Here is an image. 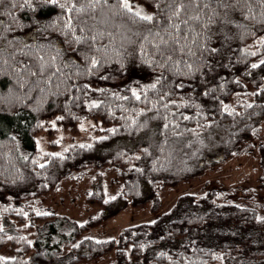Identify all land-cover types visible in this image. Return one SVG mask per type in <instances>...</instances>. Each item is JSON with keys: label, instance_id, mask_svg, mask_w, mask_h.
<instances>
[{"label": "trees", "instance_id": "1", "mask_svg": "<svg viewBox=\"0 0 264 264\" xmlns=\"http://www.w3.org/2000/svg\"><path fill=\"white\" fill-rule=\"evenodd\" d=\"M136 3L151 7L148 0ZM198 7L201 19L188 40L181 41L186 45L183 53L174 57L184 63L153 65L150 53L157 41L134 37L138 42L128 44L124 36L133 26L117 17L107 25L113 35L96 43L109 45L103 66L89 71L85 46L63 30L72 13L39 0L0 2V251L7 247L12 253L0 256V264H86L112 251L114 264H264V214L258 213L259 206L240 205L216 190L182 195L156 220L123 228L116 240L80 238L92 223L127 206L141 209L164 190L220 166L264 128V65L251 67L264 60L259 44L264 25L244 19L243 4L244 13L239 8L233 12L237 23L229 26L210 23V17L217 19L213 9L223 13L212 0H198ZM253 10L259 17L255 5ZM97 27L103 30L105 25ZM51 45L61 56L49 74L66 61L67 68L51 80L24 71L26 66L37 70L40 56L52 64L56 53ZM189 48L195 55L188 54ZM161 74L164 80L156 89L147 87ZM37 79L38 85L33 83ZM85 84L90 90L83 89ZM164 92L170 95L161 100ZM86 118L99 121L102 138L71 145L60 154L37 149L36 135L44 129L53 145L56 129L75 133ZM259 149L264 186V146ZM95 169L114 171L120 182V192L108 200L101 192L89 196L88 202L101 208L97 219L77 224L38 212L41 198Z\"/></svg>", "mask_w": 264, "mask_h": 264}, {"label": "rangeland", "instance_id": "2", "mask_svg": "<svg viewBox=\"0 0 264 264\" xmlns=\"http://www.w3.org/2000/svg\"><path fill=\"white\" fill-rule=\"evenodd\" d=\"M47 127V126H46ZM99 121L86 118L78 125V131L70 133L62 128L53 132L49 144L45 129L38 133L35 145L40 152L60 154L74 144L90 143L102 138L99 133ZM101 128V127H100ZM260 146H264V128L257 136L244 142L234 156L218 167L206 169L197 177L185 181L161 192L155 202L141 209L127 206L116 216L92 223L80 235V238L96 240L117 239L123 228L142 223H151L167 212L182 195H198L216 190L227 193L228 198L240 205L257 204L258 213L264 214V186H262V166ZM102 193L108 200L120 192V182L112 170L95 169L88 172L79 181H64L55 193L39 201V213H53L76 222L85 224L97 219L101 213L100 206L88 202L91 194ZM0 256L9 258L12 253L7 247L0 251ZM115 252L104 255L101 259L86 264H114Z\"/></svg>", "mask_w": 264, "mask_h": 264}, {"label": "snow or ice", "instance_id": "3", "mask_svg": "<svg viewBox=\"0 0 264 264\" xmlns=\"http://www.w3.org/2000/svg\"><path fill=\"white\" fill-rule=\"evenodd\" d=\"M2 2V0H0ZM32 0H25V3H31ZM151 7L146 5L136 3V0H39V3L44 5H54L59 6L63 14L72 13L73 15H68L67 20L64 22L63 30L65 34H72L73 40L76 44H82L84 48V59L90 61L89 71H96L99 67L103 66V58L107 55L109 45L96 46L98 40H101L105 36L111 37L113 33L109 31L107 25L110 20L120 17L128 22L133 27H127V35L124 36V40L128 44L137 43L134 37H139L141 40L152 43V41H157L152 44L154 51L150 53L152 56L151 63L159 67H165L170 63L175 62V64L184 63L182 60H175L177 52L183 53L186 45H182L181 41H187L192 32L195 31L194 23H198L201 19V11L198 7V0H148ZM221 9L223 13H218L214 9L213 15L217 17L216 20L209 18L210 23H217L224 26H229L237 23L233 17L232 13L236 12L238 8L242 13L244 9L240 8V5L247 6V14L244 15V19L257 20L262 25H264V0H212ZM194 5L196 8L194 9ZM253 5H255L259 11V17L254 13ZM205 8L209 7L208 4L204 5ZM195 13V14H194ZM93 22V23H90ZM103 24L105 28L103 30L98 29L97 25ZM239 27L243 29H250L249 25L239 24ZM44 27H54L52 25H46ZM125 26L121 25L123 30ZM205 27H207L205 25ZM77 31L84 33V35H76ZM91 33V35H89ZM149 37L152 39L149 40ZM210 38V37H209ZM195 43V41H193ZM259 44L264 46V38H260ZM27 47V45H26ZM43 47V46H41ZM123 47V44L121 45ZM50 48L55 50V55L51 57L52 64L45 61L44 56H40L39 64L37 70L33 71L31 66H26L24 71L28 72L33 77H47V80H51L53 76H56L57 72H61L63 68L69 66L68 61H66L62 67L57 68L56 72L49 74L50 68L54 65L58 57L61 56L60 50L55 48V45H51ZM115 50V49H114ZM127 51V49H125ZM216 51V49H212ZM95 53H100L98 57ZM141 53L147 57L149 53L145 50L144 46L141 45ZM189 55H195L191 49H188ZM116 55L123 60L124 57L121 56L119 51H116ZM251 55H256L255 52ZM264 65V60H260L259 64L253 63L251 67L256 69ZM124 65H121L122 70ZM191 68V65H188ZM102 79H107L108 77H101ZM164 80L163 74L157 77L155 83L148 85L147 87L151 89H156L157 84H160ZM40 79H37L33 83L38 85ZM176 88L184 87L183 84H176ZM84 90H90V86L83 85ZM78 91L80 89H77ZM102 91V90H100ZM87 95V91L84 92ZM170 95L169 92H164L160 99L163 100L166 96ZM132 96L139 101L141 96L137 93L135 89L132 90ZM123 99H128L123 97ZM169 103L174 104V101ZM92 107H97L95 103L91 105ZM168 107V104L164 105ZM251 107V105H249ZM189 117L185 116L184 119ZM57 120H63V116H58ZM53 127H55V122H53ZM168 125H165L167 128ZM15 139V137H13ZM84 147V145H81ZM90 147V146H89ZM44 165H41L43 167ZM114 199V198H113ZM39 214V213H38Z\"/></svg>", "mask_w": 264, "mask_h": 264}]
</instances>
